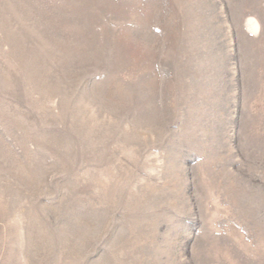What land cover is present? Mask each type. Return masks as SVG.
Returning a JSON list of instances; mask_svg holds the SVG:
<instances>
[{
	"label": "rangeland",
	"instance_id": "1",
	"mask_svg": "<svg viewBox=\"0 0 264 264\" xmlns=\"http://www.w3.org/2000/svg\"><path fill=\"white\" fill-rule=\"evenodd\" d=\"M0 264H264V0H0Z\"/></svg>",
	"mask_w": 264,
	"mask_h": 264
}]
</instances>
